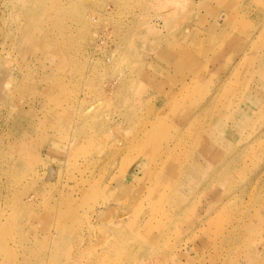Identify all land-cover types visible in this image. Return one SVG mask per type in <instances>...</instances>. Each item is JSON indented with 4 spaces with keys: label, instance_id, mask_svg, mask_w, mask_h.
<instances>
[{
    "label": "rangeland",
    "instance_id": "obj_1",
    "mask_svg": "<svg viewBox=\"0 0 264 264\" xmlns=\"http://www.w3.org/2000/svg\"><path fill=\"white\" fill-rule=\"evenodd\" d=\"M0 264H264V0H0Z\"/></svg>",
    "mask_w": 264,
    "mask_h": 264
},
{
    "label": "bare ground",
    "instance_id": "obj_2",
    "mask_svg": "<svg viewBox=\"0 0 264 264\" xmlns=\"http://www.w3.org/2000/svg\"><path fill=\"white\" fill-rule=\"evenodd\" d=\"M177 102V101H176ZM177 103H181V101L180 102H177ZM243 112L246 114V111L245 110H243L242 112L240 111V113L242 114V115H245V114H243ZM201 116H203V114H201ZM200 116V117H201ZM193 123H196L195 121H193ZM217 157H220V155H217ZM207 159V158H206ZM207 162H208V160H207ZM197 163V162H196ZM198 163L199 164H196V167H195V169H194V173H196L197 175L198 174H200L201 173V169L203 170V164L202 165H200V161H198ZM189 177V176H188ZM187 177V178H188ZM193 177V176H192ZM189 178H191V177H189ZM194 178V177H193ZM188 182V181H187ZM230 183V182H229ZM187 184V183H186Z\"/></svg>",
    "mask_w": 264,
    "mask_h": 264
}]
</instances>
